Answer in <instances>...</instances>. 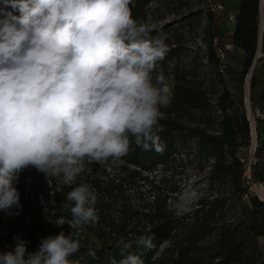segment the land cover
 <instances>
[{"label": "clouds", "instance_id": "clouds-1", "mask_svg": "<svg viewBox=\"0 0 264 264\" xmlns=\"http://www.w3.org/2000/svg\"><path fill=\"white\" fill-rule=\"evenodd\" d=\"M0 8V210L20 207L14 186L31 166L46 175L63 174L65 184L84 171V162L120 159L129 134L143 150L157 146L161 107L172 88L162 73L154 77L168 46L149 35L131 13L132 0H3ZM191 172V169L188 170ZM189 189L174 205L188 204ZM76 223L98 221L97 195L81 184L66 195ZM65 224L60 217L57 226ZM123 250L131 247L121 241ZM138 246L151 248L152 237ZM71 233L43 239L27 253L26 242L0 253V264H71L79 250ZM88 254L95 256L89 249ZM121 264H142L127 256Z\"/></svg>", "mask_w": 264, "mask_h": 264}, {"label": "trees", "instance_id": "trees-1", "mask_svg": "<svg viewBox=\"0 0 264 264\" xmlns=\"http://www.w3.org/2000/svg\"><path fill=\"white\" fill-rule=\"evenodd\" d=\"M152 1L132 0L129 7L137 22L145 20L147 6ZM237 1L233 30L218 39L217 46L232 43L236 55H241V72L247 73L258 47L260 0ZM0 8L20 15L3 0H0ZM168 27L164 24L159 30ZM180 28L178 41L184 31V27ZM157 30L149 29V35L153 37ZM173 48L168 47L164 59L157 63L165 65L174 56ZM206 49L208 58L216 60L211 42ZM255 80L252 72L251 87ZM170 87V103L160 109L163 114L158 120L162 130L157 134V146L161 151H157L156 146L143 150L129 134V151L115 160L113 171L98 161L84 162L81 184H90L97 195L98 221L95 224L77 223L82 226V234L75 236L76 229L70 225L75 222L71 213L74 202L67 201V194L57 191L63 174L46 175L29 166L14 182L20 193V210L21 213L35 211L48 229L39 219L33 225L10 229L0 239V253L14 251L16 244L24 241L27 258V253L39 249L42 240H38L37 235L45 239L63 232L72 233L80 245L79 250L68 257L71 264H121L129 255L139 257L142 264H264V242L260 241L264 238V202L247 194L243 165L237 156L240 138L247 140L248 125L243 109L234 105L227 89H222L215 101L221 114L219 129L209 132L204 126L182 119L190 111L210 108L206 92L194 85L185 72L175 75ZM259 97L264 101V87ZM209 158L212 162L206 176L208 183H228L237 198L247 194V202L241 203L228 220L224 219L228 199L223 196L200 197L186 213L178 215L170 201L171 191L162 187L165 175L155 179L153 172L160 167L165 174L168 169L182 168L193 162L202 167ZM251 174L252 181L264 183V164L256 162ZM60 217L65 219V224L57 226ZM140 236H151L153 246H138L136 240ZM121 241L130 243L131 247L124 251ZM163 243L167 245L157 255ZM89 249L94 251V257L88 254Z\"/></svg>", "mask_w": 264, "mask_h": 264}, {"label": "rangeland", "instance_id": "rangeland-1", "mask_svg": "<svg viewBox=\"0 0 264 264\" xmlns=\"http://www.w3.org/2000/svg\"><path fill=\"white\" fill-rule=\"evenodd\" d=\"M206 2L207 0H153L147 6L145 20L143 22L139 21L138 23L146 25L148 29L157 28L158 30L153 37H160L168 47H174V56L169 59L165 65L156 64L152 73L154 83L155 76L162 73L167 83L171 85L175 75L179 72H185L187 78L194 85L206 92L211 106L206 111L198 109L190 111L182 119L190 124L204 126L209 132H216L219 129V121L221 119L220 111L215 106L218 94L222 89H227L235 102L234 105L242 109V85L246 73L241 72V55L238 54V57L235 49L230 51L222 71H220L222 63L218 61L217 57L214 61L208 58L206 49L208 43L213 42L212 39L214 36H217L218 39H222L227 34L229 27L226 16L220 14L221 12L216 15L207 12ZM225 3L230 9L232 2L230 0H225ZM164 24L169 25L168 29L159 30V27ZM180 27H184V31L181 34V40L178 41L177 32L178 30L180 31ZM260 31H264V23L260 25L259 32ZM212 46L214 48L213 43ZM252 72L256 75L253 87H251V77L249 81L252 106L260 107L264 105V101L259 97V91L264 87V54H261V56L256 59ZM162 114L161 112V115ZM258 131L259 150L256 156L258 163L264 164V122H258ZM240 141L241 145L238 148L237 156L245 154L246 140L240 138ZM191 144L193 145V143ZM98 162L112 171L114 169L113 166L116 165V161L112 158ZM211 162L212 159L209 158L202 164V167L199 166L200 164L193 162L182 168L168 169L165 174L161 171L160 167L153 172L152 175L155 179H159L162 175H165V182L162 183V187H164L165 190L171 191L173 196L170 201L173 203V207L186 190L190 189L194 193L188 204L176 210L178 215L186 213L191 208V205L200 197L211 198L214 196H223L228 199V205L225 207L224 216V219L228 220L233 217L235 210L241 203L247 202V194L251 193L249 188H247V194L237 198L236 195L232 194L228 183H208L206 176ZM189 169H191V172L188 171ZM84 174V171H82L68 184H65L63 180L59 183L57 191L61 195H66L69 191L81 185L82 175ZM259 192L264 193L261 189H259ZM0 211L2 217V223L0 224V239L10 229L21 228L25 225L22 218L23 214L17 207L11 209V215L3 210ZM37 238L38 240H43L44 236L37 235ZM212 239L213 236L209 237L210 241ZM260 241L264 242V238H261ZM166 245L167 243H163L158 247L157 255Z\"/></svg>", "mask_w": 264, "mask_h": 264}, {"label": "built area", "instance_id": "built-area-1", "mask_svg": "<svg viewBox=\"0 0 264 264\" xmlns=\"http://www.w3.org/2000/svg\"><path fill=\"white\" fill-rule=\"evenodd\" d=\"M206 8L207 12L211 14H218L219 12L223 11L224 1L223 0H207L206 2ZM228 22L234 23L235 22V15L234 14H228L227 15ZM232 32V31H231ZM230 32V33H231ZM213 45L216 57L218 61L221 64L220 71L223 70L225 66V61L228 57V53L233 50V44L230 42L223 43L222 47L217 46V40L218 37H213ZM248 74L246 73L243 85H242V95H241V107L244 111L247 125H248V132H247V140H246V148H245V154L239 155L238 158L240 162L243 165V178L245 180V183L247 187L251 191V195L256 196L259 200L264 202V194L258 193L257 189L258 187H262L264 189V183L258 182V181H252V174L251 169L252 166L258 162L257 159V151L259 149V131H258V122L264 120V105L258 107V106H252L251 96H250V77L247 78ZM19 210L21 209V201H20V207H17ZM22 218L25 222V224L33 225L37 218V214L35 211H29L22 213ZM39 223L45 228L48 229L44 219L41 217L39 219ZM70 225L74 227L75 233L74 235L77 236L79 234H82V226L78 225L76 222H71Z\"/></svg>", "mask_w": 264, "mask_h": 264}, {"label": "crops", "instance_id": "crops-1", "mask_svg": "<svg viewBox=\"0 0 264 264\" xmlns=\"http://www.w3.org/2000/svg\"><path fill=\"white\" fill-rule=\"evenodd\" d=\"M226 1H227V0H226ZM230 1L232 2V4H231V7H230V9H229L228 6H227L226 3H225V0H224V6H225V8H224L223 11H221L220 14H223V15L227 16L228 14H234V15H235V14L237 13V11H238V1H237V0H230ZM227 24H228V27H229L227 33H230V32L233 30L234 23H231V22H228V21H227ZM258 37H259V36H258ZM261 54H264V50H260V51H259V49L257 48L256 59H257L259 56H261ZM256 59H255V62H256ZM255 62H254L253 68H254V66H255ZM253 68H252V69H253Z\"/></svg>", "mask_w": 264, "mask_h": 264}, {"label": "bare ground", "instance_id": "bare-ground-1", "mask_svg": "<svg viewBox=\"0 0 264 264\" xmlns=\"http://www.w3.org/2000/svg\"><path fill=\"white\" fill-rule=\"evenodd\" d=\"M262 23H264V17L259 16V26H260ZM258 49H259V51H260V50H264V31H260V32H259V37H258ZM255 59H256V57H255ZM251 74H252V70H251L250 74H248L247 78H249V77L251 76ZM259 189H261L262 192H264V189H262V187L260 186V187H258V189H257L258 193H260V192H259ZM260 194H264V193H260Z\"/></svg>", "mask_w": 264, "mask_h": 264}, {"label": "water", "instance_id": "water-1", "mask_svg": "<svg viewBox=\"0 0 264 264\" xmlns=\"http://www.w3.org/2000/svg\"><path fill=\"white\" fill-rule=\"evenodd\" d=\"M262 6H264V0H260V16L261 17H262ZM254 62H255V55H254V58H253V60L251 62V65H250V67H249V69L247 71V74H250V72H251V70L253 68Z\"/></svg>", "mask_w": 264, "mask_h": 264}]
</instances>
